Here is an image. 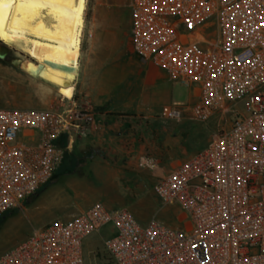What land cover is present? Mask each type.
I'll use <instances>...</instances> for the list:
<instances>
[{"label":"built area","instance_id":"2783aa9c","mask_svg":"<svg viewBox=\"0 0 264 264\" xmlns=\"http://www.w3.org/2000/svg\"><path fill=\"white\" fill-rule=\"evenodd\" d=\"M129 9L131 50L193 90V101L157 116L230 118L153 186L187 222L140 224L125 207L94 203L34 229L0 264H84L83 238L107 224L115 232L95 264H264V0H129ZM62 98L52 108L0 106V214L46 184L88 135L91 104L75 88Z\"/></svg>","mask_w":264,"mask_h":264},{"label":"rangeland","instance_id":"374dc122","mask_svg":"<svg viewBox=\"0 0 264 264\" xmlns=\"http://www.w3.org/2000/svg\"><path fill=\"white\" fill-rule=\"evenodd\" d=\"M128 3L129 0L86 1L78 69L73 81L78 101L85 98L82 65L92 20L129 18ZM2 47L9 51L0 58L1 106L52 108L68 103L55 85L11 63L16 58L26 59L20 44L0 41V53ZM132 69L131 78L140 91L139 101L146 106L131 113L137 118L128 127H116L124 129L123 135L112 136L108 144L91 139L82 141L83 138L77 141L46 184L18 206L0 214V253L17 245L34 229L54 220L71 219L94 203L111 209L125 207L140 224L156 218L172 228H182L187 222L180 221L181 211L176 205L159 201L153 186L162 174L205 147L215 133L227 128L230 118L213 115L205 121L187 116L179 120L161 119L157 116L161 108L174 102L190 103L194 99L193 90L173 80L150 75L147 65H135ZM114 232V226L107 224L83 238L84 264H95V252L98 258L107 257L104 240Z\"/></svg>","mask_w":264,"mask_h":264},{"label":"bare ground","instance_id":"6f19581e","mask_svg":"<svg viewBox=\"0 0 264 264\" xmlns=\"http://www.w3.org/2000/svg\"><path fill=\"white\" fill-rule=\"evenodd\" d=\"M86 1L0 0V41L17 42L26 56L14 62L65 97L74 90Z\"/></svg>","mask_w":264,"mask_h":264},{"label":"crops","instance_id":"0c3cea01","mask_svg":"<svg viewBox=\"0 0 264 264\" xmlns=\"http://www.w3.org/2000/svg\"><path fill=\"white\" fill-rule=\"evenodd\" d=\"M128 11L129 18L92 20L82 65L85 88L82 101L91 104L96 111L88 135L81 138L82 141L91 139L108 144L112 136L123 135L124 129L116 127H128L131 120L137 118L131 113L146 106L139 101V88L131 78L135 65H147L150 75L169 79L161 69L141 60L131 50L129 3Z\"/></svg>","mask_w":264,"mask_h":264},{"label":"flooded vegetation","instance_id":"af4514ba","mask_svg":"<svg viewBox=\"0 0 264 264\" xmlns=\"http://www.w3.org/2000/svg\"><path fill=\"white\" fill-rule=\"evenodd\" d=\"M2 53H5L3 57H5L8 54L9 49L7 47H2Z\"/></svg>","mask_w":264,"mask_h":264},{"label":"water","instance_id":"95a60500","mask_svg":"<svg viewBox=\"0 0 264 264\" xmlns=\"http://www.w3.org/2000/svg\"><path fill=\"white\" fill-rule=\"evenodd\" d=\"M4 56V53H0V58H2ZM11 63L14 65V66H19L18 63H15L14 62V59L11 61Z\"/></svg>","mask_w":264,"mask_h":264},{"label":"snow or ice","instance_id":"6c2138e0","mask_svg":"<svg viewBox=\"0 0 264 264\" xmlns=\"http://www.w3.org/2000/svg\"><path fill=\"white\" fill-rule=\"evenodd\" d=\"M81 3H83V0H81Z\"/></svg>","mask_w":264,"mask_h":264},{"label":"trees","instance_id":"16d2710c","mask_svg":"<svg viewBox=\"0 0 264 264\" xmlns=\"http://www.w3.org/2000/svg\"><path fill=\"white\" fill-rule=\"evenodd\" d=\"M1 106V105H0ZM99 259H101L100 257H99Z\"/></svg>","mask_w":264,"mask_h":264}]
</instances>
